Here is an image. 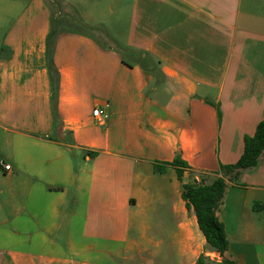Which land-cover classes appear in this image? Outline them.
I'll list each match as a JSON object with an SVG mask.
<instances>
[{
  "label": "crops",
  "instance_id": "obj_1",
  "mask_svg": "<svg viewBox=\"0 0 264 264\" xmlns=\"http://www.w3.org/2000/svg\"><path fill=\"white\" fill-rule=\"evenodd\" d=\"M57 1L0 0V264H264V151L226 177L223 256L183 198L264 120V0Z\"/></svg>",
  "mask_w": 264,
  "mask_h": 264
},
{
  "label": "trees",
  "instance_id": "obj_2",
  "mask_svg": "<svg viewBox=\"0 0 264 264\" xmlns=\"http://www.w3.org/2000/svg\"><path fill=\"white\" fill-rule=\"evenodd\" d=\"M92 30H96L92 28ZM57 31H54L50 38L49 54H50V69L54 80V85L57 89L59 82V74L53 65L52 52L53 43L55 41ZM135 60L139 61L144 67L149 68L148 65L154 62L150 58L141 57L132 53ZM127 54V53H126ZM128 57L125 55L124 62L131 65V62L127 61ZM264 151V120H261L256 128L254 135L245 136V147L242 156L239 160L232 164H221L220 173L221 176L217 177L211 184L204 183H184L183 198L187 202L189 208L193 207L200 229L204 234L206 240L213 248V250L219 252L222 256L229 247V239L225 230L224 223L218 216L219 207L223 201L225 190L227 187L226 177H237L242 170L254 167L258 164L260 156ZM174 165L184 164L180 158H176L173 162ZM156 168H159L156 166ZM163 169L161 168V171ZM181 177L182 172L178 171ZM198 264H236L235 261L223 258L221 261L207 260L206 256L202 255L198 259Z\"/></svg>",
  "mask_w": 264,
  "mask_h": 264
},
{
  "label": "rangeland",
  "instance_id": "obj_3",
  "mask_svg": "<svg viewBox=\"0 0 264 264\" xmlns=\"http://www.w3.org/2000/svg\"><path fill=\"white\" fill-rule=\"evenodd\" d=\"M51 2H52V5H53V7H54V10H56L57 11V7H58V1L57 0H50ZM66 17H70V19H67ZM64 20L65 21H63L58 15L56 16V19H55V24H60V23H63L64 22V24H61L62 26H64V27H66V26H73L72 24H71V20L73 19V17H72V13H71V9H68V7H67V13L64 15ZM101 36V35H100ZM105 37H106V40H104V41H106L107 43H116L115 41H113V40H111V39H109L108 37H107V35H105ZM104 38V37H103ZM211 261H214V260H211Z\"/></svg>",
  "mask_w": 264,
  "mask_h": 264
},
{
  "label": "built area",
  "instance_id": "obj_4",
  "mask_svg": "<svg viewBox=\"0 0 264 264\" xmlns=\"http://www.w3.org/2000/svg\"><path fill=\"white\" fill-rule=\"evenodd\" d=\"M93 114L97 117H99L100 119H107L109 117V113L106 109V107H97L94 109ZM0 164L4 165L6 170H10L11 169V165L10 164H5L4 161H1Z\"/></svg>",
  "mask_w": 264,
  "mask_h": 264
}]
</instances>
